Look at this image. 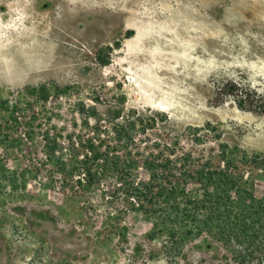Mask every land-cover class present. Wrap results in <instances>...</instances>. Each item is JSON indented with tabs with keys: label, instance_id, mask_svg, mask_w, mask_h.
<instances>
[{
	"label": "rangeland",
	"instance_id": "374dc122",
	"mask_svg": "<svg viewBox=\"0 0 264 264\" xmlns=\"http://www.w3.org/2000/svg\"><path fill=\"white\" fill-rule=\"evenodd\" d=\"M263 108L264 0H0V264H232L203 242L171 262L154 220L65 180L46 137L69 162L100 117L158 113L178 156L226 152L261 198Z\"/></svg>",
	"mask_w": 264,
	"mask_h": 264
},
{
	"label": "trees",
	"instance_id": "16d2710c",
	"mask_svg": "<svg viewBox=\"0 0 264 264\" xmlns=\"http://www.w3.org/2000/svg\"><path fill=\"white\" fill-rule=\"evenodd\" d=\"M232 86L240 108L252 104V92ZM226 88H217L216 97ZM11 116L19 124L17 109ZM168 122L158 113L117 112L100 117L96 136L69 139V162L59 139L47 136L46 148L50 159L59 160L65 180H73L83 191L100 190L105 183L101 197L115 214L120 205L126 213L139 212L154 220V235L162 239L171 262L192 244L203 242L229 253L232 264H264V196L256 197L253 182L238 172L236 160L228 159L226 152L225 167L219 170L211 161L178 156L181 138L166 127ZM104 136L112 137L116 146ZM204 211L206 215H200Z\"/></svg>",
	"mask_w": 264,
	"mask_h": 264
}]
</instances>
